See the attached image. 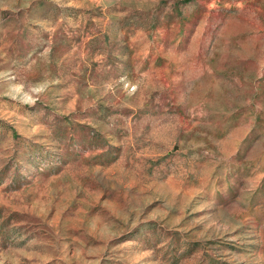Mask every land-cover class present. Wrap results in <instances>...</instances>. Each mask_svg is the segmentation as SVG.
I'll return each mask as SVG.
<instances>
[{"label":"rangeland","instance_id":"rangeland-1","mask_svg":"<svg viewBox=\"0 0 264 264\" xmlns=\"http://www.w3.org/2000/svg\"><path fill=\"white\" fill-rule=\"evenodd\" d=\"M0 264H264V0H0Z\"/></svg>","mask_w":264,"mask_h":264}]
</instances>
